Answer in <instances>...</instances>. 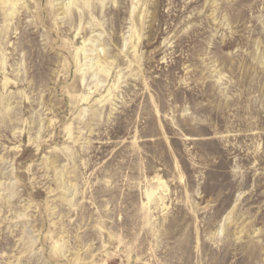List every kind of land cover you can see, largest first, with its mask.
Segmentation results:
<instances>
[{"label": "rangeland", "instance_id": "1", "mask_svg": "<svg viewBox=\"0 0 264 264\" xmlns=\"http://www.w3.org/2000/svg\"><path fill=\"white\" fill-rule=\"evenodd\" d=\"M0 264H264V0H0Z\"/></svg>", "mask_w": 264, "mask_h": 264}, {"label": "bare ground", "instance_id": "2", "mask_svg": "<svg viewBox=\"0 0 264 264\" xmlns=\"http://www.w3.org/2000/svg\"><path fill=\"white\" fill-rule=\"evenodd\" d=\"M151 191V190H150ZM147 196H148V198H150V196H151V193H147Z\"/></svg>", "mask_w": 264, "mask_h": 264}]
</instances>
